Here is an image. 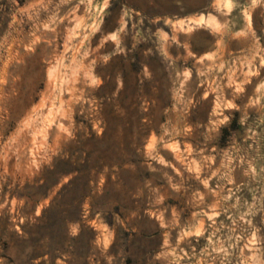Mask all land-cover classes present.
<instances>
[{
    "label": "rangeland",
    "instance_id": "374dc122",
    "mask_svg": "<svg viewBox=\"0 0 264 264\" xmlns=\"http://www.w3.org/2000/svg\"><path fill=\"white\" fill-rule=\"evenodd\" d=\"M0 264H264V0H0Z\"/></svg>",
    "mask_w": 264,
    "mask_h": 264
},
{
    "label": "bare ground",
    "instance_id": "6f19581e",
    "mask_svg": "<svg viewBox=\"0 0 264 264\" xmlns=\"http://www.w3.org/2000/svg\"><path fill=\"white\" fill-rule=\"evenodd\" d=\"M171 9V8H170ZM202 18V17H201ZM202 20V19H201ZM201 22V21H200ZM66 114V113H65ZM63 120V119H62Z\"/></svg>",
    "mask_w": 264,
    "mask_h": 264
}]
</instances>
